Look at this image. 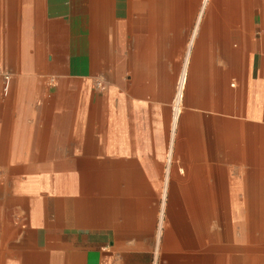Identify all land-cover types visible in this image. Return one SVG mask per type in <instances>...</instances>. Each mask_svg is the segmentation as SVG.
<instances>
[{
    "label": "crops",
    "instance_id": "obj_1",
    "mask_svg": "<svg viewBox=\"0 0 264 264\" xmlns=\"http://www.w3.org/2000/svg\"><path fill=\"white\" fill-rule=\"evenodd\" d=\"M237 1L207 0L203 18L199 0H0V65L9 75H0V264H231V247L217 245L229 232L210 226L232 195L249 226L248 179L255 161L262 165L248 135L264 136L263 125L228 117L264 119V60L261 76L246 77L242 56L264 50V17L251 28ZM189 34L196 47L186 64L198 53L191 107L171 140L183 174L169 158L165 178L175 185L161 188ZM228 164L249 167L246 187ZM10 177L19 180L11 188ZM190 180L206 232L192 221L193 237L172 247L156 199ZM246 228L240 264H264V234ZM156 238L160 250H148Z\"/></svg>",
    "mask_w": 264,
    "mask_h": 264
},
{
    "label": "rangeland",
    "instance_id": "obj_2",
    "mask_svg": "<svg viewBox=\"0 0 264 264\" xmlns=\"http://www.w3.org/2000/svg\"><path fill=\"white\" fill-rule=\"evenodd\" d=\"M200 1V5H198V9H197V13L200 12L201 10V6L203 7V0H199ZM211 0H209L208 4H210ZM259 11V12H258ZM251 16V19H250V27L251 28H259L260 27V24H261V17L263 16V5H257L254 7V11L252 14H250ZM255 15V16H254ZM258 15V16H257ZM204 18V17H203ZM245 21V20H244ZM192 34H189L186 38V43H185V49L183 50V52H181V55L179 56V62L181 63L182 65V69H180V73L179 75L177 76V82H176V85H175V93H174V97L172 98V100L170 101V104H169V108H170V114H169V124H168V127H167V131L166 133L164 134V163L163 165L161 166L162 167V170H163V179L161 180V183H160V187L161 188H164L165 186V182L168 181V183H170V186L173 184L172 180L173 178H170L168 177L167 179L165 178L167 176V168L168 166H170L168 160L169 158H172V161L173 163L177 164V170L179 173L183 174V172L181 171V168H182V165L180 163V158L176 155V152H175V146H174V149L172 150V136H173V132H178V123L182 120L183 116L186 114V113H189L190 112V107L191 105L186 101V97L184 98L183 100V103H182V111L178 114L177 116V119L175 120V109H174V102H175V96L177 94V87L179 86V82H180V79L182 77V74H183V69H185L183 67V65H185L187 63V60H188V54H189V50L187 49H190V47L192 46V43H191V46H189V43L191 41V36ZM189 46V48H188ZM194 47H196V44H195V41H194ZM132 51H130V54H131ZM196 52H195V49L193 51V58H192V61H191V64H190V67H189V73H192L194 68H192L191 70V67H192V63L194 62V56H195ZM242 56H243V67H244V71H245V76L247 77H259L261 76V65H262V59L264 58V51H255V50H248V51H244V53L242 52ZM213 63L217 66V67H220L221 66V63L219 61H215L213 60ZM187 65V64H186ZM189 66V65H188ZM252 67V68H251ZM251 69L253 70V72L251 71ZM247 73V74H246ZM99 82H102V86H98L97 85V82H96V86L98 89L100 88H103L105 86V83H103L104 81H101V80H98ZM187 92V90H185V93ZM195 111H198L196 109H194ZM204 112V111H203ZM164 118V116H161ZM230 118H234V119H240L242 121H244V123L248 124V123H251V124H259V125H263L264 126V119L262 118L259 122H256V121H253L251 119H248L246 117L242 118V115L241 116H237V115H230L228 116ZM171 120H172V124H171ZM163 131H164V122H163ZM173 127L174 128H177L175 131H173ZM164 133V132H163ZM176 139L173 141V143H176ZM171 151V154H169V152ZM222 158V156L220 154H217L216 156V160H220ZM225 164V163H224ZM248 166H243V169H245L241 172H239V168L238 166H233L232 164H228V170H229V177L232 178V179H236V181L239 183L240 182V185H238L239 187L240 186H247V177H246V173H248ZM5 172L3 171V169H1V172H0V175L1 177H4L5 176ZM239 176H242V179L239 178ZM229 178V179H230ZM2 179V178H1ZM17 178H13V177H10L8 179L9 181V188L12 187V182H15ZM18 180V179H17ZM233 180V181H234ZM6 181V180H4ZM19 181V180H18ZM229 181V180H228ZM192 182V180H190V183ZM229 183V182H228ZM250 189V188H249ZM164 190V189H163ZM252 190V189H250ZM264 192V191H263ZM169 195V194H168ZM167 195V193L164 194L163 192V195H159V197L156 199L157 203L158 204H161V208L163 210L164 208V211L162 212V220H163V223L162 225L164 224L165 226V235H166V232L169 228H171L170 226V222L167 218V214H166V204L168 203V200H169V196ZM230 197V200H232V203L229 202L230 206L229 207H233V209L230 208V211L226 212V214L228 215L227 219H225L224 221L221 219V211H216L214 212V214L216 215L217 219H214L212 221V224L210 226V231H215V232H218L220 234H222V232H224V230L227 229V231L229 232V236L225 239L222 237H219V240L217 242V245L220 246V247H231V249L233 250V254H230L231 256L229 257V259H227L226 261H230L231 264H240V256H239V252H237L236 249H241L240 247L237 248L240 244L239 242L237 241L238 239V235L240 233L241 230H243V227L246 228L247 226L244 224V226H242L241 223H239V219H236V217H234L235 213V209L236 208H241L240 204H239V201H240V196H237V195H232V196H229ZM251 197V195H250ZM207 198V196H206ZM261 198L264 199V194L261 195ZM239 200V201H238ZM204 201V200H202ZM208 200H206L207 202ZM264 201V200H263ZM238 203V204H236ZM253 205V204H252ZM250 205V206H252ZM264 206V205H263ZM263 220H264V211H263ZM238 215V214H236ZM237 217H240V216H237ZM160 219H159V225H158V231H159V228H160ZM223 223L225 225V228L223 226ZM248 230H249V233H251V231L254 229V225L252 227L251 224H249V226L247 227ZM246 228V229H247ZM263 231L262 234H264V222H263V226L262 228ZM260 232V234H261ZM158 234V233H157ZM203 236V234L201 233V235H199L198 237V240L201 239ZM224 239V240H223ZM125 244H122V246H124ZM251 245V243H250ZM144 246L148 249V250H155V251H159L160 250V243H158L157 241V238L155 240H152L146 244H144ZM200 246H203L204 247V244H200ZM199 247V246H198ZM236 247V248H235ZM240 251V250H239ZM237 254V255H236ZM219 259H217L218 261ZM216 261V260H214Z\"/></svg>",
    "mask_w": 264,
    "mask_h": 264
},
{
    "label": "bare ground",
    "instance_id": "obj_3",
    "mask_svg": "<svg viewBox=\"0 0 264 264\" xmlns=\"http://www.w3.org/2000/svg\"><path fill=\"white\" fill-rule=\"evenodd\" d=\"M206 2L207 0H203V3L205 5L202 7V10L200 12L201 16L202 15L204 16L205 13L209 12L210 6ZM259 4L263 5V17H264V3L261 0H244L240 2L237 1L238 8H241L243 11H245L248 14V16L253 13L254 7ZM205 25H207V18ZM192 45H194V41L192 42ZM195 57L196 58L194 59L198 63V53L196 54ZM195 60L192 63L191 70L192 68H195L196 65ZM262 60H264V58ZM188 61L189 60H187V62ZM189 67L188 65L185 66V69L183 71L182 77L179 82V86L177 87L178 89H177V94L175 96L176 99L174 102V109L176 112L175 120L177 119L178 114L182 111V103L187 94L185 93V90H187L189 86L192 87L194 83L193 77H191L192 73H189ZM187 121H189L188 117L185 123H187ZM255 131L256 130H250L249 132L248 149H249L250 157H253L254 155L257 156L258 154L256 150H259L258 156L260 157L261 160L260 164L262 165V167L261 166L259 167L258 165L259 162L257 163L255 161V163L253 164L254 170H252L248 179V188L252 189L253 191V194L250 197L251 198L250 201H252L253 205L250 206L248 209H246L244 216L247 218L248 225L251 224L252 227L254 225V229L251 231V233H249L250 237L251 236L254 237L262 231L261 225H263L264 222L263 214H262L264 211V206H262V198H261V195L264 191V167H263L264 136L263 138L260 136L256 137ZM4 165L8 166V164H4ZM184 186H185L184 188H177L174 189L173 191L170 190L171 193L168 195L169 200L168 203L166 204V214L171 226V228L167 230L166 236H167V241L172 247H177L179 244L181 245L179 239L185 237L187 238L193 237L194 231L192 229L193 227L192 221L196 222V226H201L203 228L202 229L203 231L206 230L204 224L205 216L201 212L200 207L198 206V203H200V201H198L197 196L193 193L191 189L192 182L187 183V185L185 184ZM222 197L224 198L225 196ZM201 204H202V200H201ZM226 212L228 211L225 210L222 211L221 218L228 217ZM234 213H235L234 217L240 220V217H237L240 216V211L235 210Z\"/></svg>",
    "mask_w": 264,
    "mask_h": 264
},
{
    "label": "built area",
    "instance_id": "obj_4",
    "mask_svg": "<svg viewBox=\"0 0 264 264\" xmlns=\"http://www.w3.org/2000/svg\"><path fill=\"white\" fill-rule=\"evenodd\" d=\"M0 75H4L5 78H8V77H9L8 74H5V73L3 72L1 65H0ZM97 85L100 87V86H102L103 84H102V82L97 81Z\"/></svg>",
    "mask_w": 264,
    "mask_h": 264
}]
</instances>
